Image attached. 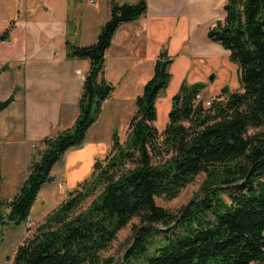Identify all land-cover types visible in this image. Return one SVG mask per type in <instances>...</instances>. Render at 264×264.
<instances>
[{
  "label": "trees",
  "instance_id": "1",
  "mask_svg": "<svg viewBox=\"0 0 264 264\" xmlns=\"http://www.w3.org/2000/svg\"><path fill=\"white\" fill-rule=\"evenodd\" d=\"M146 10V0H111L95 42L66 43L68 58L89 60L78 115L72 127L42 139L20 188L9 200L0 198V227L26 220L40 188L53 180L54 164L82 146L114 89L103 76L105 51L119 26ZM223 10L207 36L237 64L239 89L223 87L205 107L194 100L203 85L182 82L158 129L155 102L171 78V59L161 51L135 98L126 138L112 134L105 158L19 244L11 264H115L100 253L132 218L139 226L116 264H264V0H226ZM12 26L0 32V42L10 39ZM202 172L203 194L178 215L156 204L155 197H176ZM155 235L165 242L153 248L148 241Z\"/></svg>",
  "mask_w": 264,
  "mask_h": 264
},
{
  "label": "crops",
  "instance_id": "2",
  "mask_svg": "<svg viewBox=\"0 0 264 264\" xmlns=\"http://www.w3.org/2000/svg\"><path fill=\"white\" fill-rule=\"evenodd\" d=\"M110 1L0 0V32L11 22L13 24L10 39L0 42V74L9 68L22 70L21 66L24 65L27 88H24L23 95L27 98L26 106L33 120L43 119L36 118L31 93L39 91L42 94V89L47 87L55 91V98L47 103L53 109L44 118L51 117L56 127L55 133L74 124L82 91L81 75H85L89 69L88 59L66 56V43L84 46L95 42L100 27L109 18ZM114 1L132 4L138 0ZM225 1L146 0L145 14L120 25L105 51L103 76L114 86L120 100L135 101L145 82L153 75L155 62L163 50L171 59V78L155 102L156 120L159 119L161 124L167 122L171 99L184 81L202 84L201 93L206 98L215 97L225 86L230 90L238 89V66L229 60L228 50L207 36L208 29L224 18ZM12 97L15 102L17 94ZM19 98L22 100L21 95ZM15 113H8L0 123V153L2 149L5 150L4 158L14 157L12 150L7 151L5 147L13 144L12 140L7 144L3 141L10 140L14 122L21 118V113ZM61 119L63 124L59 126ZM30 133L32 129L27 130L24 137L27 138ZM100 146L98 140L86 139L79 149L71 148L65 152L61 160H64L62 173L67 177V184L85 175L91 163L92 150H99ZM18 155L20 157L18 162H14V171H18L23 181L22 173L30 164L26 146L24 152L22 148ZM74 162L77 164L72 167ZM52 173L53 170L51 175L54 176ZM56 177L55 174L54 180ZM40 190L34 203L44 202L45 195L40 196Z\"/></svg>",
  "mask_w": 264,
  "mask_h": 264
},
{
  "label": "rangeland",
  "instance_id": "3",
  "mask_svg": "<svg viewBox=\"0 0 264 264\" xmlns=\"http://www.w3.org/2000/svg\"><path fill=\"white\" fill-rule=\"evenodd\" d=\"M23 67L24 65L21 66L22 70H18L17 67H15V69L9 68L0 74V100L17 94L15 102L12 101L1 112L0 123H2L1 121H3V117L10 112L21 113V118L14 122V129L9 136L10 140L3 141L7 144L12 140L13 144L5 147L7 151L12 150L14 157L4 158L3 154L5 150L3 149L0 153V198L5 200H9L11 197L3 198L2 196H13L18 188H20L19 185L24 181L20 179L18 171H14V162H18V157H20L18 154L22 148L24 152V146H26L29 155L28 159L31 164V162L39 158L40 150L43 148L42 139L44 137H51L56 134V127L55 124L52 123L51 117H49V119H44L53 109V106L47 105V103L51 102L52 99L55 98L56 93L50 87L42 89V94L39 91H33L31 93V102L34 103L33 106L35 107L34 112L36 113V118L43 119L33 120V115L30 113V109L26 106L27 98L23 95L24 88H27V76L25 75ZM20 95L22 100L19 98ZM135 108V101L129 102L120 100L116 90L114 89L110 97H108V99L103 102L99 117L91 125L86 133L85 141L86 139L92 141L98 140V142L101 143L99 150H92V154L90 156L91 163L88 167L89 170L80 178L77 177L73 183L67 184V177L65 178V175L62 173V165L64 160L60 159L54 164L52 169L54 173V176L52 175L53 181L45 183L40 190L39 195H45V197H43V204L40 202H35L31 212L29 213V216L21 223V225L16 226L11 224L0 227V264L12 263L14 253L19 244H21L27 237H30L36 230L37 226L45 221L46 216L67 198L68 193L74 191L77 188L78 183L82 182L90 175L94 162L96 160H103L105 158L112 146V134L117 132L121 141L126 138L127 124L132 112L134 113ZM27 117H30L31 119L27 120ZM155 121L157 128L162 129L164 125L161 124V121H159V119ZM62 124L63 122L61 119L59 126ZM7 125L9 126V123ZM31 129L32 133H30V135L27 137L28 139L25 138V132L27 133V130L29 132ZM263 129L264 127H262V130ZM258 130L259 128L249 129V133H254ZM73 149H79V147ZM86 159L88 158L86 157ZM75 164H77V162H74L72 167H75ZM26 171L27 170L22 173L24 179L26 177ZM55 174L59 178L56 177L54 180ZM61 174L62 177H60ZM205 179L206 174L203 172L199 173L190 183H188L179 191L176 197L167 199L163 196H157L155 197V202L157 205L178 215L181 209L185 207L190 200L195 199V201H197L200 195L203 194L201 186ZM224 197L227 198L226 195H224ZM90 201L91 199L87 200L78 210L80 211L86 209L90 204ZM209 218L213 220L211 215H209ZM137 226H139V219L132 218L123 228L117 232L115 239L109 244V246L100 253L101 257L104 260L111 259V261H113L115 264L121 262L122 256L133 241L132 237ZM159 227H163V225L159 224ZM179 231L180 229L173 230L175 234L179 233ZM164 238L165 236L163 235H155L149 239L148 246H152L153 248L160 246L165 242ZM101 264L104 263L102 262Z\"/></svg>",
  "mask_w": 264,
  "mask_h": 264
},
{
  "label": "built area",
  "instance_id": "4",
  "mask_svg": "<svg viewBox=\"0 0 264 264\" xmlns=\"http://www.w3.org/2000/svg\"><path fill=\"white\" fill-rule=\"evenodd\" d=\"M85 76L84 75H81V79L84 80ZM214 97H203L201 91H199L196 95H195V102H199L201 101L203 103V105L206 107V106H209L211 104V101Z\"/></svg>",
  "mask_w": 264,
  "mask_h": 264
},
{
  "label": "water",
  "instance_id": "5",
  "mask_svg": "<svg viewBox=\"0 0 264 264\" xmlns=\"http://www.w3.org/2000/svg\"><path fill=\"white\" fill-rule=\"evenodd\" d=\"M13 101V97L9 96L4 100H0V112L4 110L11 102Z\"/></svg>",
  "mask_w": 264,
  "mask_h": 264
}]
</instances>
